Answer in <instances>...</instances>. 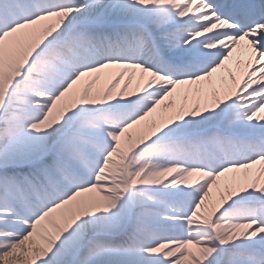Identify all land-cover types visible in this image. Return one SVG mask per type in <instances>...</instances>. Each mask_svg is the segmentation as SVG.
Segmentation results:
<instances>
[{"label":"snow or ice","instance_id":"obj_1","mask_svg":"<svg viewBox=\"0 0 264 264\" xmlns=\"http://www.w3.org/2000/svg\"><path fill=\"white\" fill-rule=\"evenodd\" d=\"M0 264H264V0H0Z\"/></svg>","mask_w":264,"mask_h":264},{"label":"rangeland","instance_id":"obj_2","mask_svg":"<svg viewBox=\"0 0 264 264\" xmlns=\"http://www.w3.org/2000/svg\"><path fill=\"white\" fill-rule=\"evenodd\" d=\"M231 66H232L234 72L237 71L236 66H235L234 63Z\"/></svg>","mask_w":264,"mask_h":264},{"label":"bare ground","instance_id":"obj_3","mask_svg":"<svg viewBox=\"0 0 264 264\" xmlns=\"http://www.w3.org/2000/svg\"><path fill=\"white\" fill-rule=\"evenodd\" d=\"M225 77H226V74H225Z\"/></svg>","mask_w":264,"mask_h":264}]
</instances>
